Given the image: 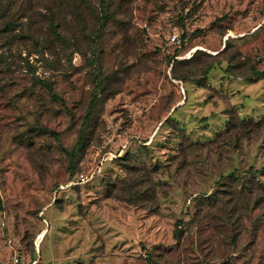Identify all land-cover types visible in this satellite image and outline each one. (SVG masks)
Returning <instances> with one entry per match:
<instances>
[{"label":"rangeland","instance_id":"1","mask_svg":"<svg viewBox=\"0 0 264 264\" xmlns=\"http://www.w3.org/2000/svg\"><path fill=\"white\" fill-rule=\"evenodd\" d=\"M100 3L0 0V262L264 264V0Z\"/></svg>","mask_w":264,"mask_h":264},{"label":"built area","instance_id":"2","mask_svg":"<svg viewBox=\"0 0 264 264\" xmlns=\"http://www.w3.org/2000/svg\"><path fill=\"white\" fill-rule=\"evenodd\" d=\"M85 177L80 175L78 181H84ZM0 264H40L38 258H27L20 254H12L6 261L0 262Z\"/></svg>","mask_w":264,"mask_h":264},{"label":"trees","instance_id":"3","mask_svg":"<svg viewBox=\"0 0 264 264\" xmlns=\"http://www.w3.org/2000/svg\"><path fill=\"white\" fill-rule=\"evenodd\" d=\"M102 1H103V0H101V3H100V9L104 10V7H103V4H102ZM259 73H260V72H259ZM43 86L45 87V89L47 90V92L51 94L52 97H54V98L57 99V96H54V95H53L52 90H51V87H50L48 84L43 83ZM66 155H67L68 163H69V167H70L71 164H72V159H73V155H74V150H71V151H69V152H66ZM28 258H31V257H28Z\"/></svg>","mask_w":264,"mask_h":264}]
</instances>
